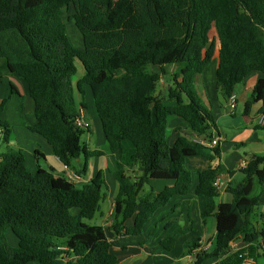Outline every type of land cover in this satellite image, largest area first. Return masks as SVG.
Here are the masks:
<instances>
[{
  "label": "trees",
  "instance_id": "trees-1",
  "mask_svg": "<svg viewBox=\"0 0 264 264\" xmlns=\"http://www.w3.org/2000/svg\"><path fill=\"white\" fill-rule=\"evenodd\" d=\"M67 7L75 11L71 20L82 35L83 50L67 35ZM213 30L219 42L217 93L229 101L258 72L263 77L246 110L260 104L264 116V0H0V81L15 75L27 83L36 118L28 130L80 176L87 174L91 159L106 156L81 142L91 129H78L74 123L81 110H88L78 96H85V86L90 88L116 167L119 191L109 228L116 238L142 236L159 209L194 190L206 201L203 220H217L209 251H201L199 242L185 246L194 254V264H243L242 253L235 261L226 259L232 243L242 242L264 257V225L252 222L264 206V194L251 196L255 181L264 188V156L249 159L241 170L243 181L226 189L232 201L217 204L214 182L220 167L200 171L195 181L186 164L196 157L215 162L220 146L207 148L185 135L174 146L168 143L171 117L186 122L205 141L219 135L216 119L196 89V79L214 59ZM78 61L85 75L75 81ZM172 67L177 72L167 89L156 94ZM12 94L18 95L14 86ZM8 102L0 105V149L5 147L0 150V264H119L104 227L86 222L101 212L107 191L104 173L79 186L53 169L31 172L24 151L9 148L14 128L1 117ZM125 142L133 146L129 168L138 167L139 177L129 175L124 164ZM36 157L44 158L38 151ZM81 158L82 166L77 164ZM150 181L174 185L141 196ZM132 219L134 225L127 226ZM260 220L264 222V212ZM9 233L17 246L11 245ZM185 233L180 229L169 235L151 253L172 252Z\"/></svg>",
  "mask_w": 264,
  "mask_h": 264
},
{
  "label": "crops",
  "instance_id": "crops-1",
  "mask_svg": "<svg viewBox=\"0 0 264 264\" xmlns=\"http://www.w3.org/2000/svg\"><path fill=\"white\" fill-rule=\"evenodd\" d=\"M153 70L157 73L160 72V69ZM167 71V76L161 78L155 90L156 94L165 92L171 82L172 75L177 72V69H167ZM216 74L217 69H207V71L196 79V89L198 93L199 90L201 91L199 95L216 119L217 131L219 134L217 136H221L222 139L220 145L221 156L215 162H211L202 157L189 158L187 164H191L190 171L193 173L195 181H197L200 171H204L213 166H219L221 173L225 175V179L237 185L243 181V175L240 169L241 163L253 156H264V129L262 128L264 124H262L261 115L259 114L261 105H253L249 112L246 110V105L252 97L258 81L263 76L258 72L252 73L245 79L243 84L237 87L235 94L237 95L238 105L237 109L231 112L228 101L226 102L223 97L217 93ZM0 85H2L0 105L4 100H9L5 111L1 115L3 120L7 121V117L4 116H6L10 102L15 101L20 105V115L24 124L18 129L13 127L14 133L11 136L10 145H16L18 149L24 151L27 167L31 172L35 173L40 168L45 170L53 169L56 176L65 178L68 177V174L72 173L79 177V180L75 183L79 186L89 183L99 172L104 173L107 182V191L106 198L103 202H108L109 205H107L106 211L102 210L101 204L100 217L103 220V227L107 237L112 244V251L119 259V264H167L169 258L164 257V254L172 256L173 259L171 264H194V254H188L185 246L193 242H199L202 246L207 243H214L217 234V220L215 217L207 218L206 221L203 220L202 214L206 209V201L203 197L196 196L194 190L186 196H177L173 198L166 207L159 209L154 217L145 225L142 236H123L116 238L114 232L109 228L113 218L114 199L118 194L119 186L116 179V167L113 160L110 158L111 154L107 142L105 141V143H103L102 148H99L100 146L93 147L91 137H89L88 142L86 141L83 143L92 151L100 150L105 152L106 156L91 159L89 161L87 174L85 176H80L75 168H68L59 161L45 140L28 130L29 126L36 124V118L34 115V102L30 97L27 83L15 75H7L0 81ZM12 86L15 87L18 95L12 94ZM84 90L85 96H78V101L88 105V110H84L88 119L91 121L92 125L93 123L94 125L97 124L102 130L92 92L87 86L84 87ZM241 108L242 111L239 112ZM26 117L27 120L25 119ZM17 131L19 133L18 137L16 135ZM14 135L15 138L13 137ZM183 135L188 136L194 141L204 140L203 138L193 135L187 123L183 120L176 117L169 118V145L174 146L177 140ZM124 145L126 150L124 164L129 168L131 155L134 150L130 143L125 142ZM0 150H5V147H2ZM37 151L43 155L44 158L37 159ZM83 161L84 159L81 158L77 160V164L79 163L80 166H82ZM128 173L132 177H139L141 175L138 171V167L129 168ZM173 185V181H150V183L144 187L141 196L146 197L151 193H160L166 187H171ZM263 194L264 188L255 181L251 196L258 197ZM231 201L232 196L227 190L219 191L217 204L229 203ZM194 208L200 211V218L198 212L194 214ZM262 212H264V206H261L258 212L252 217L253 224L259 225L260 227L264 225V222L260 220V214ZM126 225L133 226L134 219L127 221ZM180 229L186 233L179 238L173 249L174 251L176 248H180L179 256L177 255L176 257L173 255V251L170 253L164 252L159 255L151 253V249L156 248L163 239ZM194 232H196V240H190L188 235ZM241 249H243V251L240 252L239 250ZM250 251L251 248L245 246L242 242L232 243L229 255L226 259L235 261L237 258L239 259V255L242 253L240 258H242L243 264H264V257L252 254ZM260 253H262V250H260ZM204 264H222V261L208 260Z\"/></svg>",
  "mask_w": 264,
  "mask_h": 264
},
{
  "label": "rangeland",
  "instance_id": "rangeland-1",
  "mask_svg": "<svg viewBox=\"0 0 264 264\" xmlns=\"http://www.w3.org/2000/svg\"><path fill=\"white\" fill-rule=\"evenodd\" d=\"M74 13H75V11L72 7H67L64 9V16L63 17H64L65 24L67 26V35H68L70 41L72 42V44L76 48L83 50L84 44H83L82 35L80 34L79 30L76 28L74 21L71 20V18L74 16ZM210 38H211V42L215 43L216 50H215L213 62L211 64V66L209 67V69H217L218 57H219V42H218V38L216 37L214 30L212 31ZM77 68H78V74L75 77V81H78L80 78H82L85 75V70L79 61L77 62ZM154 69H158V68H154ZM168 69H176V68L173 67V68H168ZM1 88H2V85H0V94H1ZM199 93H201L200 90H199ZM254 105H256V104H254ZM241 111H242V108H241V110H239V112H241ZM4 117H7V119H6L7 122H9L11 124V126H13L14 128L16 127L18 129L20 126H22L24 124V121L20 115V105L18 102H15V101L10 102L8 111L6 113V116H4ZM25 119L27 120V117ZM91 128H92L91 133L86 132L83 135V137L81 139L82 143H85L86 141L88 142L89 137H91L92 146L93 147H95V146L99 147L100 146L99 148H102V145H103V143H105L106 140H105V137L103 135V132H102L100 126H98L97 124L94 125V123L92 125V123H91ZM18 131L16 134L17 137L19 136ZM13 137L15 138V135ZM9 148L14 149V150L18 149V147L16 145H13V144L10 145ZM186 168L190 171L191 170V164H186ZM107 205H109L108 202H103L102 203V210L107 211ZM196 212H198V216L200 218V215H199L200 211H197L194 208V214ZM86 222L90 225H93V226H103V220L100 217V213L97 214L93 220L86 221ZM188 237L190 240H196L195 239L196 238V232L188 235ZM15 239L16 238L14 237V235L12 233H9V241H10L11 245H13V246H17V244L15 243ZM179 249L180 248H176L173 251V253H174L173 255H175L176 257H177V255L179 256ZM164 255H165L164 257L169 258L167 264H171L172 259H173L172 256H170L169 254H164Z\"/></svg>",
  "mask_w": 264,
  "mask_h": 264
},
{
  "label": "built area",
  "instance_id": "built-area-1",
  "mask_svg": "<svg viewBox=\"0 0 264 264\" xmlns=\"http://www.w3.org/2000/svg\"><path fill=\"white\" fill-rule=\"evenodd\" d=\"M237 105H238V99H237V95L233 94L228 101V106L231 112H234L237 109ZM262 119V124H264V116H261ZM75 126L78 129L84 130V131H89L91 129V121L88 119L85 111L81 110L79 115L75 118L74 120ZM221 136H214V139L212 141H200L205 147L207 148H216L218 146L221 145ZM0 143H1V136H0ZM249 164V159L244 160L241 165H240V169H245ZM68 180H70L73 183H76L79 180V177L75 174H68L67 177ZM230 182H228L225 179V175L224 174H220L216 181L214 182V187L218 190H226L229 186ZM211 243H207L205 245L202 246L201 251H209L211 248ZM232 245V244H231Z\"/></svg>",
  "mask_w": 264,
  "mask_h": 264
}]
</instances>
